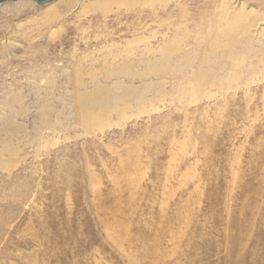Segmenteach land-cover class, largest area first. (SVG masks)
<instances>
[{
	"label": "rangeland",
	"instance_id": "rangeland-1",
	"mask_svg": "<svg viewBox=\"0 0 264 264\" xmlns=\"http://www.w3.org/2000/svg\"><path fill=\"white\" fill-rule=\"evenodd\" d=\"M14 3L23 6L9 9ZM64 4L0 5V87L25 94L27 115L38 109L25 79H52L54 96L71 73L86 83L90 59L145 32L136 16L144 22V10H159L102 15L96 0ZM175 5L171 28L182 33L181 48L194 50L212 9L186 0L181 18ZM49 8L56 15L45 21ZM208 82L209 98L163 90L144 113L131 110L121 123L108 117L111 127L101 131L68 129L59 119V130L39 141L12 142L23 146L28 165L10 180L0 171V264H264V89L251 85L249 100Z\"/></svg>",
	"mask_w": 264,
	"mask_h": 264
},
{
	"label": "bare ground",
	"instance_id": "bare-ground-1",
	"mask_svg": "<svg viewBox=\"0 0 264 264\" xmlns=\"http://www.w3.org/2000/svg\"><path fill=\"white\" fill-rule=\"evenodd\" d=\"M72 1L65 0L64 5ZM185 1L96 0V7L102 15L120 9L127 12L134 6L143 5L151 9L157 5L159 10L157 13L150 9L144 10L143 13L147 11L144 22H141L143 15L136 16V22L141 23L139 26L148 27L145 32L134 34L131 40L124 43L113 44L102 55L90 59V66L93 67L86 83H79V79H75L71 73L72 76L63 83L67 89L54 96L51 93L52 79L45 80L41 74H33L30 80L25 79L26 88L31 91L30 102L38 109L32 115H27L28 108L23 100L25 94L21 90L1 91L4 87H0L1 173L10 180L12 175L25 172L28 163L22 151L23 146L13 145L12 142L22 136L39 141L47 131L53 134L59 130V119L69 122L68 129L80 127L89 132L101 131L111 127L108 117L115 116L117 123H121L129 118L131 110L144 113L154 101L163 100V90L178 97L188 96L195 102L203 96L211 97L205 92L211 79L215 80L217 90L242 91L245 96L250 94L252 86L264 89V42L257 48L251 47V41H264V0H255L259 3L257 6H262L256 9H247L238 0H202L212 9L213 16L202 27V31L194 35V50H188L187 45L181 48L182 36L179 34L182 33L171 28V3H176L178 13L183 18ZM231 3L232 11L229 12ZM18 5L23 6L14 3L8 8L14 9ZM50 10L44 12L43 20L49 21L55 17L56 12ZM151 24H154L155 30H152ZM134 42L142 44L140 50L136 45L131 46ZM117 59H120L118 63ZM98 61L101 62L94 65ZM134 64H140L141 68L134 71ZM75 67L77 70L78 66ZM104 69V75H99ZM40 85L44 87L40 88ZM252 95L255 93L250 94L249 100ZM221 96L224 97V94ZM259 98L263 101L264 94L259 95ZM54 101L62 107V112L53 106ZM24 118H31L28 126ZM53 118L56 122H51Z\"/></svg>",
	"mask_w": 264,
	"mask_h": 264
},
{
	"label": "water",
	"instance_id": "water-1",
	"mask_svg": "<svg viewBox=\"0 0 264 264\" xmlns=\"http://www.w3.org/2000/svg\"><path fill=\"white\" fill-rule=\"evenodd\" d=\"M7 1H10V0H0V4L7 2ZM32 1H34L36 4L42 5V4H45L46 2H50L51 0H32Z\"/></svg>",
	"mask_w": 264,
	"mask_h": 264
}]
</instances>
